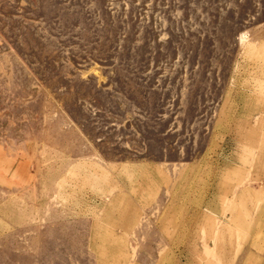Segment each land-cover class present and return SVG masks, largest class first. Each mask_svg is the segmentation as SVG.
I'll use <instances>...</instances> for the list:
<instances>
[{
    "label": "rangeland",
    "instance_id": "rangeland-1",
    "mask_svg": "<svg viewBox=\"0 0 264 264\" xmlns=\"http://www.w3.org/2000/svg\"><path fill=\"white\" fill-rule=\"evenodd\" d=\"M0 264H264V0H0Z\"/></svg>",
    "mask_w": 264,
    "mask_h": 264
}]
</instances>
